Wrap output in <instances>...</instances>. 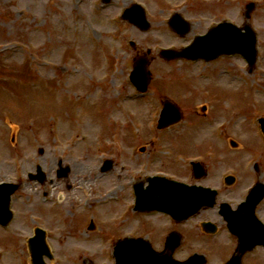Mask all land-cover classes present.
Masks as SVG:
<instances>
[{
  "label": "rangeland",
  "instance_id": "rangeland-1",
  "mask_svg": "<svg viewBox=\"0 0 264 264\" xmlns=\"http://www.w3.org/2000/svg\"><path fill=\"white\" fill-rule=\"evenodd\" d=\"M183 1L112 0L103 6L99 0H0V183L22 182L12 198L15 220L6 230L0 227V264H31L27 225H38L36 215L53 254L48 264H114L113 244L125 234L145 237L161 250L169 230L161 215L124 217V206L116 207L121 203L105 205L114 195L132 203L131 195L120 194L132 171L194 183L186 162L202 157L208 174L200 184L218 189V201L232 204L244 199L252 176L264 182V138L257 125L264 117V4L254 10L261 58L249 70L235 58L205 65L159 56L160 48L183 46L208 26L195 24L184 37L170 36L163 21L167 9L188 19L194 14ZM133 2L147 12V32L115 20ZM136 58L146 60L150 72L144 99L135 98L127 81ZM166 99L183 117L158 130ZM207 110L208 119L201 118ZM141 147L145 151L137 152ZM104 159L114 162L108 174L98 170ZM59 162L70 168L65 178L56 177ZM252 162L256 175L246 172ZM37 165L47 175L41 185L27 178ZM227 174L236 177L231 187L221 183ZM66 180L75 186L70 191ZM258 214L264 220V200ZM202 245L186 235L175 256L200 251L209 264L222 260ZM261 261L262 254L245 264Z\"/></svg>",
  "mask_w": 264,
  "mask_h": 264
},
{
  "label": "water",
  "instance_id": "water-1",
  "mask_svg": "<svg viewBox=\"0 0 264 264\" xmlns=\"http://www.w3.org/2000/svg\"><path fill=\"white\" fill-rule=\"evenodd\" d=\"M124 19H128L131 23L138 26L141 30L148 29V23L144 17L143 12L137 6H134L126 10L124 14ZM179 16L171 22L173 27L176 29L180 28ZM186 30L181 33L184 34ZM214 32H211L209 36H213ZM244 44V45H243ZM241 53L249 61V63L254 62V41L243 42L239 40L238 43L229 42L227 45L222 44L216 46L211 50L204 49L200 38H197L192 46L186 48L181 54H176L173 51L162 52L168 59L184 57L188 59H199L203 58L206 60L214 59L221 54H232ZM131 80L136 84L138 89L145 90L148 82L146 63L142 60L137 61L133 67V72L131 73ZM180 118L178 110L169 102L165 103V108L161 115V120L159 122V127H163L170 123L177 121ZM262 129L264 132V119L260 120ZM234 145V143H233ZM39 181L43 180L42 173L38 170ZM69 172L68 168H61L59 175L66 176ZM205 175L204 172L200 171L198 178ZM158 181V180H156ZM232 181V179H231ZM147 188V190H142L136 188V195L138 198L137 206L141 210H162L170 213L177 220H182L189 215L195 213L202 206H212L214 203L215 192L210 189L204 188H187L180 184L172 181L164 180L153 184ZM16 186L10 184L0 185V222L7 223L10 219L8 204L11 194L16 190ZM165 198H163L162 196ZM264 196V186L259 184L247 197L246 203L241 207V211L248 217H253V212L256 205L262 200ZM244 209V210H243ZM240 211V212H241ZM245 211V212H244ZM245 249V248H244ZM29 250L31 253L32 264H45L43 256L51 258L49 250L45 244V236L42 231H37L36 236L29 241ZM243 251V250H242ZM115 258L116 264H178L173 262L170 258L159 257L154 254L149 245L143 240H126L124 242H119L115 247ZM190 261H193L191 259ZM237 263V262H236ZM193 264V263H186ZM201 264V263H200ZM231 264V263H230Z\"/></svg>",
  "mask_w": 264,
  "mask_h": 264
},
{
  "label": "flooded vegetation",
  "instance_id": "flooded-vegetation-1",
  "mask_svg": "<svg viewBox=\"0 0 264 264\" xmlns=\"http://www.w3.org/2000/svg\"><path fill=\"white\" fill-rule=\"evenodd\" d=\"M198 1V4H192L190 9L193 11L189 12L194 13L190 15L191 17H197L198 22L195 24H206L207 22H220L223 20L222 15L232 12L236 14L234 17L230 15V21L238 25V7L231 0L225 1V4H219V0H195ZM250 20H254L255 17L253 14L250 16ZM169 228L168 233L177 232L180 234V239L182 243L185 241L186 235L202 241L206 250L208 247H212L213 250L222 257V260L216 264H223L228 260L232 255H239L238 240L233 235H230L227 229V225L223 217L219 214L217 209H207L200 211L194 218L188 220L187 222L177 223L172 220L166 223ZM205 224L210 226L205 227ZM187 227V232H184ZM183 229V230H181ZM180 230V231H179ZM213 232V233H212ZM187 233V234H186ZM181 243V246H182ZM202 245V246H203ZM181 246L175 251L174 256L180 250ZM165 248V243L163 242V248ZM260 247L256 248L259 249ZM255 251V250H254ZM252 252H246L240 256V264H245V260L249 261L250 256L254 258H259L260 253L257 255L252 254ZM209 252H211L209 250ZM208 253V250H207ZM208 257V254H207ZM180 260H185L181 258ZM258 261V259H257ZM250 263V262H249ZM261 264H264V256L262 255ZM254 263V264H260Z\"/></svg>",
  "mask_w": 264,
  "mask_h": 264
},
{
  "label": "bare ground",
  "instance_id": "bare-ground-1",
  "mask_svg": "<svg viewBox=\"0 0 264 264\" xmlns=\"http://www.w3.org/2000/svg\"><path fill=\"white\" fill-rule=\"evenodd\" d=\"M238 123V121H234L233 123H232V125L235 127V124H237ZM64 188L67 190V191H70V190H72L75 186H73L68 180H66L65 182H64ZM65 196H60V200H59V204L60 205H62L63 203H64V201H65Z\"/></svg>",
  "mask_w": 264,
  "mask_h": 264
}]
</instances>
